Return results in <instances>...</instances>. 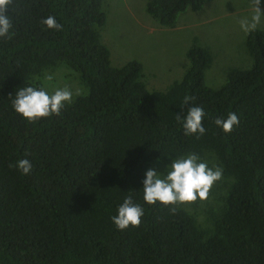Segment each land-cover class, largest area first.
Listing matches in <instances>:
<instances>
[{
  "label": "trees",
  "instance_id": "trees-1",
  "mask_svg": "<svg viewBox=\"0 0 264 264\" xmlns=\"http://www.w3.org/2000/svg\"><path fill=\"white\" fill-rule=\"evenodd\" d=\"M137 1L119 0L117 14L148 30L129 5ZM206 1L140 5L174 25ZM108 13L106 0H12L11 36L0 38V264H264V32L247 36L251 66L217 88L205 83L209 58L194 38L180 76L162 90L152 77L148 89L140 61L111 62ZM49 15L61 30L41 23ZM26 85L67 86L73 100L28 122L9 96ZM197 105L206 113L199 138L177 120ZM230 112L239 124L225 133L214 120ZM187 153L223 169L207 199L145 204L144 172ZM25 158L26 175L15 167ZM129 190L145 214L119 231L110 216Z\"/></svg>",
  "mask_w": 264,
  "mask_h": 264
},
{
  "label": "rangeland",
  "instance_id": "rangeland-1",
  "mask_svg": "<svg viewBox=\"0 0 264 264\" xmlns=\"http://www.w3.org/2000/svg\"><path fill=\"white\" fill-rule=\"evenodd\" d=\"M141 2L129 4L138 15L137 19L143 18L157 26L147 30L136 21L129 22L127 19L132 17L117 14L126 4L121 6L119 0H106L111 23L107 21L103 37L112 63L141 62L148 89L152 77L163 78L157 90L178 78L183 70L185 52L194 38L198 41L193 45L204 48L209 58L204 80L212 88L222 85L233 69L251 66L252 59L245 46L249 33L245 34L239 27L240 18L252 14L251 0H210L199 11L187 9L178 14L174 28L159 26L154 21H158L161 13H150ZM261 8L264 10V5ZM257 29L264 32V21Z\"/></svg>",
  "mask_w": 264,
  "mask_h": 264
},
{
  "label": "clouds",
  "instance_id": "clouds-1",
  "mask_svg": "<svg viewBox=\"0 0 264 264\" xmlns=\"http://www.w3.org/2000/svg\"><path fill=\"white\" fill-rule=\"evenodd\" d=\"M11 4L12 0H0V38L11 36L10 30L13 27L9 14ZM261 5H264V0H251L252 14L240 18L239 27L245 34L255 31L264 21V10H262ZM144 21L148 23L146 24L147 27L157 26L153 22L145 19ZM154 22L164 28L175 27L173 24L164 25L162 23L161 25L159 20ZM41 23L48 29L56 31L62 29V25L52 15L45 17ZM46 79L51 80L52 77L47 76ZM9 96L11 97V107L15 113L28 122H34L41 118L59 115L61 109L72 102L73 91L67 86L49 90L44 86L26 85L19 87L14 96L11 94ZM192 99L190 96H185L184 105L189 104ZM205 116L204 109L197 105L188 107L183 117L177 115V120L182 121L185 135H195L199 138L206 131L202 124ZM214 124L228 133L232 131L234 126H238L239 118L236 113L230 112L226 118L217 117ZM15 167L26 175L31 171L32 163L26 158L19 159L16 161ZM222 173V167L209 166L208 162L202 160L196 153L178 155L171 159L170 164L164 166L163 172L157 171L155 168H148L144 172L142 200L148 205L157 202L162 205H176L197 199L205 200L214 183L222 178ZM144 214L143 204L138 202L135 193L129 190L128 194L123 196L122 202L116 206L115 214L110 216V220L117 230L123 231L129 226H138Z\"/></svg>",
  "mask_w": 264,
  "mask_h": 264
},
{
  "label": "crops",
  "instance_id": "crops-1",
  "mask_svg": "<svg viewBox=\"0 0 264 264\" xmlns=\"http://www.w3.org/2000/svg\"><path fill=\"white\" fill-rule=\"evenodd\" d=\"M206 3H203L198 9H190V8H186V9H183L184 11H186L187 9H189V10H195V11H199V10H201L203 7H204V5H205ZM174 18V17H173ZM173 20V19H172Z\"/></svg>",
  "mask_w": 264,
  "mask_h": 264
}]
</instances>
